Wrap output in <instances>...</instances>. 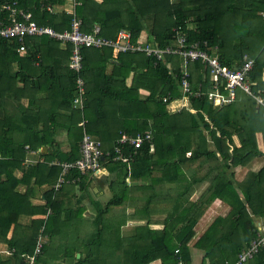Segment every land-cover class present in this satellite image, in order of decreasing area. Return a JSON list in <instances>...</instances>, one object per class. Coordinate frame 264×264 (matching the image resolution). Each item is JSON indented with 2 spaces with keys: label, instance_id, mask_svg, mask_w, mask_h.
<instances>
[{
  "label": "trees",
  "instance_id": "16d2710c",
  "mask_svg": "<svg viewBox=\"0 0 264 264\" xmlns=\"http://www.w3.org/2000/svg\"><path fill=\"white\" fill-rule=\"evenodd\" d=\"M5 2L38 26L70 30L71 15L45 8L65 9L72 0H0V20L8 16ZM76 2L82 32L97 26L114 41L125 31L133 46L145 33V44L162 51V60L141 51L113 57L109 45L82 46L76 71L68 67L71 44L29 37L21 55L17 44L0 40V246L12 249L6 257L0 253V264H25L40 236L42 257L47 240L76 216L71 202L84 199L96 176L72 170L55 188L61 168L52 165L79 159L85 136L100 141L99 168L107 171L108 187L120 192L96 208L89 230L84 222L76 226L75 245L65 252L74 264H234L256 238L253 218L264 219V163L255 172L244 170L264 159V0ZM178 36L183 48L176 47ZM196 41L231 71L252 60L254 98L235 89L228 104L214 105L208 98L213 85L229 98L224 82H212L208 67L166 52L188 50ZM183 74L192 94L173 110L182 98ZM256 97L263 106H256ZM75 100L80 104L73 107ZM63 134L66 150L57 139ZM136 137L149 138L135 149L129 140ZM43 147L50 153L36 154ZM29 152L41 162L25 164ZM232 170L244 172L236 178ZM166 185L176 192L168 207L155 202L169 191ZM148 191L149 198L133 202L128 212L115 209L126 203V193L137 200ZM194 193L198 201L189 200ZM215 203L222 211L197 234L200 216ZM153 217H164L161 229L151 228ZM126 224L133 227L120 235ZM41 257L36 264H47ZM248 264H264V248Z\"/></svg>",
  "mask_w": 264,
  "mask_h": 264
},
{
  "label": "built area",
  "instance_id": "2783aa9c",
  "mask_svg": "<svg viewBox=\"0 0 264 264\" xmlns=\"http://www.w3.org/2000/svg\"><path fill=\"white\" fill-rule=\"evenodd\" d=\"M10 3L5 2L2 5V12L8 13L7 19L0 20V40L8 41L10 43L17 44L16 52L18 54L24 55L27 51L26 45L23 43L25 39L29 37H39L42 35L53 38L62 43H68L73 46L72 54L70 56V62L68 63L69 69H75L78 71L80 69L78 65L79 61V49L84 47H96L100 45H109L112 47L113 57H116L118 53L141 51L145 52L147 56H154L158 61L162 60V51L152 50L146 45L145 41L137 42L136 46L130 44V35L125 31H118L114 41L109 39L108 36L100 34L99 27H94L93 31L90 33L82 32L80 29L81 20L75 15V6L78 5L76 0H72L69 7L63 9L59 6H47L45 9L49 13L62 12L66 15H71L70 30H64L60 33L55 32L53 29L46 26H38L34 21L30 19V14L22 10L17 11L9 5ZM55 8L58 10H55ZM72 9V10H71ZM264 17V10L262 11ZM264 28V24H263ZM185 39L183 37H177V48H183ZM205 46V44L203 45ZM174 49V48H173ZM168 53L181 54L185 62H196L198 65H204L210 69V78L214 83L224 82V90L229 92V98H225L223 94L218 93L216 90V85L212 86V90L208 93V98L213 102L214 105H224L228 104L230 100L234 97L235 89H239L244 95L251 96L254 98L251 90V84L248 80L249 73L253 66L252 60H247L239 70L231 71L225 67H222L216 58L210 57L206 50L199 48V44L196 41L193 45H190L188 50H179L168 48L166 50ZM38 58V57H37ZM186 74H183L181 78V90L182 98H180L179 105L181 107L188 104L187 96L191 95L188 83L184 80ZM81 81H78L79 91H82ZM255 100L262 104V99L255 98ZM80 104V100H75L73 107L76 104ZM149 137H136L134 140H129V143L135 148L139 149L142 142L147 140ZM79 159L74 162L56 164L53 163L52 166L59 165L61 170L59 178L56 182L55 188L64 181L63 176L72 170L80 172L84 175L87 172H91L92 175L96 176L99 174V164L98 161L102 155L100 150V143L89 137H83L79 150ZM45 243L44 238L41 236L37 238L33 253L25 257V264H36L38 258L41 257L42 247ZM264 248V231L257 229V235L254 240L251 241L247 250L238 254L234 264H248L255 253L260 249ZM181 264V262H178Z\"/></svg>",
  "mask_w": 264,
  "mask_h": 264
},
{
  "label": "crops",
  "instance_id": "0c3cea01",
  "mask_svg": "<svg viewBox=\"0 0 264 264\" xmlns=\"http://www.w3.org/2000/svg\"><path fill=\"white\" fill-rule=\"evenodd\" d=\"M36 64L37 63H35V65ZM8 88L9 87L4 89L5 94L9 92ZM6 98L9 99L8 96H6ZM256 98L261 99L260 97H256ZM38 153L41 155H46L50 153V150H48L47 148L45 149V151H43V149H39L36 152V154ZM29 154H30L29 157L25 158V164L41 162V159L34 152H29ZM99 171H100L99 174L96 175V177H94L93 179L88 178L89 180H92V181L89 185H86L87 192L86 194H82L84 199L78 201V197H77V199L72 200L71 202L72 210L70 214L74 213L76 214V216L73 219L63 221V223L61 224L60 234L56 236L55 238H53L54 240H53L52 245L48 249L45 250L43 256L41 257L42 262H45L47 264H74L72 254L70 253L69 255V252H68V255H66L65 252L69 251L72 248V246L75 245V241L77 239L76 226L84 222L86 229L89 230L90 225H91L90 222L93 220V217H94V211L96 210V208H98V206L102 207L103 203H105L104 200H106V197L104 198L105 196L104 194L110 193V190L107 189L109 185L106 184V182L108 183L109 180L105 178V176L108 175L107 171L103 169H100ZM16 177H19V175L16 174ZM142 183L143 182H141V184L137 183L136 186L139 187L143 185ZM128 185L132 186L133 183L132 184L130 183ZM168 190H171V189H168ZM75 193H78V192H75ZM124 198H126V202H129L131 204H133V202H136L134 201V199L136 198L135 196H133V193H130V194L126 193V196ZM64 215H66V213ZM209 223L210 222L204 224L203 222L201 226L198 227L199 233H201ZM203 225L204 227H202ZM83 234L85 233L83 231H80V235H83ZM55 242L60 243V245L58 244L54 245ZM47 246H49L48 242L46 244V247ZM11 252H12V249H8L4 245L0 246V253L3 254L5 257L10 255ZM79 256H80L79 253L75 254L76 259H78Z\"/></svg>",
  "mask_w": 264,
  "mask_h": 264
},
{
  "label": "rangeland",
  "instance_id": "374dc122",
  "mask_svg": "<svg viewBox=\"0 0 264 264\" xmlns=\"http://www.w3.org/2000/svg\"><path fill=\"white\" fill-rule=\"evenodd\" d=\"M55 10H57V9L55 8ZM145 40H146V34L145 33H142V34H140L137 42H143ZM255 103H256V106L257 105L258 106H261V105L263 106V103L262 104H259L256 101H255ZM179 107H180V105L178 103L176 105L175 104L172 105L173 110H176ZM57 139L59 141H61V143H62V146H61L62 149L63 150H66L68 148V142H67L66 135L63 134L61 136H58ZM40 149H42V148H40ZM263 163H264V159L263 158L255 159L246 168H244V170L245 171L255 172V171H257L259 169L260 165L263 164ZM244 170H240V171L239 170H232V172L234 173V175H235L236 178H240L241 177L240 175L242 174L241 171L244 172ZM106 184H109V182L108 183L106 182ZM160 186H162V185H160ZM166 187H167V189L172 188V186H170V185H166ZM113 188L114 189H111L110 187H107V189L110 190V193L104 194L105 195L104 198L106 197V200H104L105 203H107L108 200H111L115 194H119L120 190H118V189L116 190L115 187H113ZM150 193H151V191H148V193L146 195H143V197L138 198L137 200L134 199V201H137L136 202V205L140 204L141 201L143 200V198L145 200H147L149 198V196H150ZM175 193L176 192H175L174 189L173 190H169V191L165 192L160 198L155 199L156 200L155 202H162L164 206L166 205V207H168L170 205V203H171V200H172L171 198L173 197V195ZM198 197H199V193H194L193 195H191V197H190L189 200L190 201H198L197 200ZM105 203H103V206L105 205ZM116 204H115V207H116L115 209H117L119 212H121L123 210V207H125V210H127V212L129 210H131V207H132V204L129 203V202H126V203L121 204V205H116ZM214 205H215V207L211 205L209 208L206 209V211L204 212V214H202L200 216V219H199V221L197 223L198 225H196L197 227L195 226L196 229L198 227H200L203 222H204V224L210 222L213 217H215L219 212L222 211V210H220L221 208H220V204L219 203H215ZM94 214H95V211H94ZM113 216H114L113 214L110 215V217H113ZM92 217H93V215H92ZM163 218L164 217H158V218H156V217L154 218L153 217L152 220H151V224H156V225H153L151 228H153V229H161L162 226H160V224H161ZM253 219H254V224H255L256 228L257 229L259 228V230L264 231V221H263L264 219H262V220L261 219H256V218H253ZM131 227H133L132 224H126V225L122 226L121 227V230H120V235H122V234L124 235L126 232H128V230ZM202 227H204V225ZM198 233H199V228L197 229V234ZM53 240L54 239L47 240L49 246H47L46 249H48L52 245ZM55 243H54V245H57V244L60 245V243H57V242H55Z\"/></svg>",
  "mask_w": 264,
  "mask_h": 264
},
{
  "label": "water",
  "instance_id": "95a60500",
  "mask_svg": "<svg viewBox=\"0 0 264 264\" xmlns=\"http://www.w3.org/2000/svg\"><path fill=\"white\" fill-rule=\"evenodd\" d=\"M42 149H43V151H45L46 148H42Z\"/></svg>",
  "mask_w": 264,
  "mask_h": 264
},
{
  "label": "clouds",
  "instance_id": "9594fccd",
  "mask_svg": "<svg viewBox=\"0 0 264 264\" xmlns=\"http://www.w3.org/2000/svg\"><path fill=\"white\" fill-rule=\"evenodd\" d=\"M71 4V3H70ZM70 4L67 6V7H69L70 6ZM75 9V8H74Z\"/></svg>",
  "mask_w": 264,
  "mask_h": 264
}]
</instances>
